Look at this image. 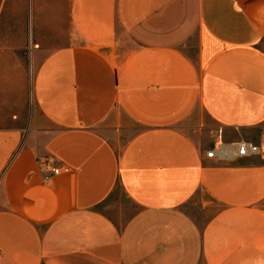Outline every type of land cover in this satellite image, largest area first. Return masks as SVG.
Segmentation results:
<instances>
[{"label": "crops", "instance_id": "1", "mask_svg": "<svg viewBox=\"0 0 264 264\" xmlns=\"http://www.w3.org/2000/svg\"><path fill=\"white\" fill-rule=\"evenodd\" d=\"M24 8L33 111L0 127V264H264V157H205L219 130L263 140L264 0ZM40 157L61 171L45 180Z\"/></svg>", "mask_w": 264, "mask_h": 264}, {"label": "rangeland", "instance_id": "2", "mask_svg": "<svg viewBox=\"0 0 264 264\" xmlns=\"http://www.w3.org/2000/svg\"><path fill=\"white\" fill-rule=\"evenodd\" d=\"M32 0H28L31 5ZM4 4V2H3ZM25 0H14L11 23H0V127L26 128L33 111L32 39L30 16H26ZM264 49V40L262 42ZM213 126L209 121L206 131ZM260 157V156H259ZM108 212L116 219H126L137 208L122 191L108 201ZM196 216L205 218L193 205Z\"/></svg>", "mask_w": 264, "mask_h": 264}, {"label": "built area", "instance_id": "3", "mask_svg": "<svg viewBox=\"0 0 264 264\" xmlns=\"http://www.w3.org/2000/svg\"><path fill=\"white\" fill-rule=\"evenodd\" d=\"M253 156L264 157V136L259 144L246 139L228 143L223 140L222 130H219L213 146L205 152L206 158L214 159L219 163H229L239 158H250ZM39 165L45 180L50 179L61 171V166L50 163L48 157H40Z\"/></svg>", "mask_w": 264, "mask_h": 264}]
</instances>
